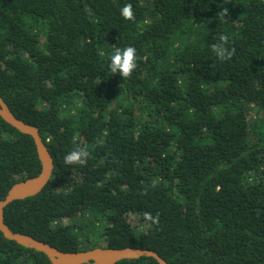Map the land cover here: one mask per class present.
<instances>
[{
    "label": "trees",
    "instance_id": "trees-1",
    "mask_svg": "<svg viewBox=\"0 0 264 264\" xmlns=\"http://www.w3.org/2000/svg\"><path fill=\"white\" fill-rule=\"evenodd\" d=\"M221 34L230 61L210 51ZM126 46L142 59L121 80L110 56ZM0 97L53 160L45 187L4 209L12 232L63 252L264 264V0H0ZM78 147L85 164H65ZM39 172L31 137L0 118V200ZM0 264L50 262L0 233Z\"/></svg>",
    "mask_w": 264,
    "mask_h": 264
},
{
    "label": "water",
    "instance_id": "water-1",
    "mask_svg": "<svg viewBox=\"0 0 264 264\" xmlns=\"http://www.w3.org/2000/svg\"><path fill=\"white\" fill-rule=\"evenodd\" d=\"M0 118L18 132L31 137L40 172L37 176L13 184L5 197L0 200V233L6 240L42 253L50 264H115L123 260L151 258L157 264H167L156 252L148 249H111L105 246L77 252H63L39 240L22 233L12 232L3 221V211L12 202L23 200L38 194L48 183L53 171V160L43 143L38 129L17 119L0 97Z\"/></svg>",
    "mask_w": 264,
    "mask_h": 264
},
{
    "label": "clouds",
    "instance_id": "clouds-1",
    "mask_svg": "<svg viewBox=\"0 0 264 264\" xmlns=\"http://www.w3.org/2000/svg\"><path fill=\"white\" fill-rule=\"evenodd\" d=\"M121 15L125 20L135 22V12L131 4H126L121 9ZM228 9L217 14L219 20L226 22L225 17L228 16ZM211 53L221 62L230 61L235 54V48L230 44L228 35L221 34L218 40L210 45ZM142 59L137 54V49L133 46L116 47L110 56L109 69L115 75L119 74L121 80H128L139 67V60ZM89 151L86 148L78 147L65 155L64 163L67 165L83 166L89 158ZM143 218L147 223V227L159 224V214L153 216L151 213L145 212Z\"/></svg>",
    "mask_w": 264,
    "mask_h": 264
},
{
    "label": "rangeland",
    "instance_id": "rangeland-1",
    "mask_svg": "<svg viewBox=\"0 0 264 264\" xmlns=\"http://www.w3.org/2000/svg\"><path fill=\"white\" fill-rule=\"evenodd\" d=\"M254 115H255L254 112H251V113L249 114V121L252 120V119L254 118ZM75 221H76V222H79V221H80V218H77ZM100 242H101V244H103L101 240L99 241V244H100ZM82 248H84V245L82 246Z\"/></svg>",
    "mask_w": 264,
    "mask_h": 264
}]
</instances>
